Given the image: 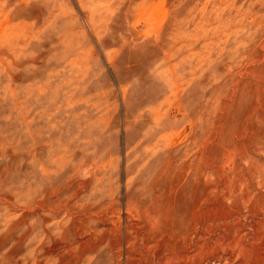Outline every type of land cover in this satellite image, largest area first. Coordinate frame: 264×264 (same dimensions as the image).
Masks as SVG:
<instances>
[{"label":"rangeland","instance_id":"rangeland-1","mask_svg":"<svg viewBox=\"0 0 264 264\" xmlns=\"http://www.w3.org/2000/svg\"><path fill=\"white\" fill-rule=\"evenodd\" d=\"M0 264H264V0H0Z\"/></svg>","mask_w":264,"mask_h":264},{"label":"bare ground","instance_id":"bare-ground-1","mask_svg":"<svg viewBox=\"0 0 264 264\" xmlns=\"http://www.w3.org/2000/svg\"><path fill=\"white\" fill-rule=\"evenodd\" d=\"M132 2H133V1H132ZM132 2H131V3H132Z\"/></svg>","mask_w":264,"mask_h":264}]
</instances>
